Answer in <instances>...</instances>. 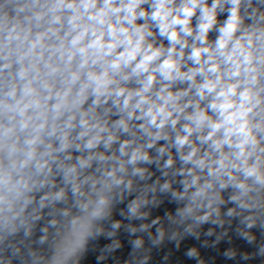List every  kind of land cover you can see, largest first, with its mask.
<instances>
[{"label":"clouds","instance_id":"1","mask_svg":"<svg viewBox=\"0 0 264 264\" xmlns=\"http://www.w3.org/2000/svg\"><path fill=\"white\" fill-rule=\"evenodd\" d=\"M0 264H264V0H0Z\"/></svg>","mask_w":264,"mask_h":264}]
</instances>
